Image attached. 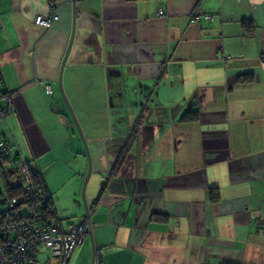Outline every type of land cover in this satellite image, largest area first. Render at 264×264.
Returning a JSON list of instances; mask_svg holds the SVG:
<instances>
[{
  "label": "crops",
  "instance_id": "crops-1",
  "mask_svg": "<svg viewBox=\"0 0 264 264\" xmlns=\"http://www.w3.org/2000/svg\"><path fill=\"white\" fill-rule=\"evenodd\" d=\"M5 92L68 264H264V0H0Z\"/></svg>",
  "mask_w": 264,
  "mask_h": 264
},
{
  "label": "built area",
  "instance_id": "built-area-1",
  "mask_svg": "<svg viewBox=\"0 0 264 264\" xmlns=\"http://www.w3.org/2000/svg\"><path fill=\"white\" fill-rule=\"evenodd\" d=\"M161 13L160 10L159 14ZM56 18V14L51 18L38 15L34 22L37 25L50 27ZM46 89L51 93L48 85ZM1 97L3 105L0 106V121H3L7 113L12 110V102L9 92H5ZM0 149L7 158L16 157L19 177L25 188L24 200L27 202L22 208H17L19 201L12 198L1 211L3 220L0 229L2 236L0 264H35L40 245L50 250L52 256L58 259V264H68L74 248L91 233L89 217L85 216L78 222L69 224L65 229L59 220L44 218L36 207H32L44 202L47 195L43 187L36 189L32 182L29 168L31 158L22 152L12 137L0 139ZM23 208H25L24 212ZM100 261L101 252L97 246H94L92 262L99 264Z\"/></svg>",
  "mask_w": 264,
  "mask_h": 264
},
{
  "label": "trees",
  "instance_id": "trees-1",
  "mask_svg": "<svg viewBox=\"0 0 264 264\" xmlns=\"http://www.w3.org/2000/svg\"><path fill=\"white\" fill-rule=\"evenodd\" d=\"M249 79L250 78L248 76H242V78H240V80L242 81H246ZM181 119L185 121L193 120V119H196V115L183 114ZM0 138L4 139L5 136L0 133ZM29 168H30L31 179H32L34 186L36 187V189L43 187L44 191L46 192L47 198L45 199L44 202H40L39 204H35L34 206L30 204L28 205L32 207H36V209L39 212H41L44 218L46 219H49V220L57 219L55 217L54 212L51 209L50 199L48 197V193L44 186V182H43L40 172L37 169L33 170L31 167ZM0 180L2 182L1 185L3 188V190L0 191V196L3 198L1 200L3 207H5V205H7V203L10 202L12 198L18 199L19 202L16 205L17 208H22L24 204H27V202H25L24 200L25 188H24V184L21 182L20 177H19V170H18V165L16 162V157L13 156L11 159L7 158L1 149H0ZM209 198L211 201H216L218 199V193L213 188L209 190ZM154 219L163 220L164 218L156 216L154 217ZM2 220L3 219L1 217V212H0V229L2 225ZM1 240H2V236L0 234V241Z\"/></svg>",
  "mask_w": 264,
  "mask_h": 264
},
{
  "label": "rangeland",
  "instance_id": "rangeland-1",
  "mask_svg": "<svg viewBox=\"0 0 264 264\" xmlns=\"http://www.w3.org/2000/svg\"><path fill=\"white\" fill-rule=\"evenodd\" d=\"M33 168H34V165H33V163H32V165H31ZM2 182H1V180H0V191H2L3 190V188H2ZM4 193V192H3ZM3 198L0 196V212L4 209V207L2 206V203H1V200H2ZM23 212L25 211V208H23V210H22ZM39 250H40V254H38L39 255V258H43V259H46L47 257H52V254H51V252H50V250H48L47 248H45L43 245H40L39 246ZM73 252V251H72ZM39 253V252H38ZM70 261V260H69Z\"/></svg>",
  "mask_w": 264,
  "mask_h": 264
}]
</instances>
